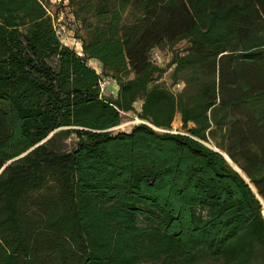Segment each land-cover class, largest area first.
I'll list each match as a JSON object with an SVG mask.
<instances>
[{"label":"trees","instance_id":"obj_1","mask_svg":"<svg viewBox=\"0 0 264 264\" xmlns=\"http://www.w3.org/2000/svg\"><path fill=\"white\" fill-rule=\"evenodd\" d=\"M50 6L0 0V264H264V0Z\"/></svg>","mask_w":264,"mask_h":264},{"label":"rangeland","instance_id":"obj_2","mask_svg":"<svg viewBox=\"0 0 264 264\" xmlns=\"http://www.w3.org/2000/svg\"><path fill=\"white\" fill-rule=\"evenodd\" d=\"M57 2L58 0H50L51 6L49 7V13L51 15H54L55 17V25L58 29L57 31L60 36V39L62 40L64 44L71 47L76 52L80 53V41L75 37V31H74L75 25L72 24L70 20L64 17L63 10H60L61 8H58L59 12H57L56 14L53 13L56 10V7L54 6V4H56ZM186 46H187L186 43L181 42L178 45L174 46L173 48H168V47L160 48V49L155 48L150 53V59L152 62H154L160 67H167V64L170 62L172 55L176 51L183 52ZM87 64L90 67L94 68L96 72L100 75V81L105 82L103 89L100 90L101 94L103 96L115 97L118 86L112 78L101 74L102 72L101 64L95 59L87 60ZM172 69L173 67H167L166 72L161 75L158 81L160 83H163L166 87H168L173 92H176L177 90L181 88L182 84L179 81H175V82L172 81L171 76H170ZM140 104H141L140 101L134 104L135 111L123 113L121 123L118 126L112 128L111 130L113 132L129 131L134 125L142 123V122L144 123V121L140 120L136 116V112L140 110ZM188 127H191V124H189ZM171 131L181 133V134H186L187 129L182 127V123L180 121V117L178 114L175 115L174 120L171 124ZM67 143H68V146H70L69 141ZM205 144L208 146L214 147L210 142H206ZM230 163L235 168H237L231 161ZM262 213L264 215V206H263ZM141 264H149V263H141ZM202 264H206V263H202Z\"/></svg>","mask_w":264,"mask_h":264},{"label":"water","instance_id":"obj_3","mask_svg":"<svg viewBox=\"0 0 264 264\" xmlns=\"http://www.w3.org/2000/svg\"><path fill=\"white\" fill-rule=\"evenodd\" d=\"M143 123V122H142ZM206 145V144H205ZM206 146H208V145H206ZM208 147H210V148H212L213 150H215L216 152H218L219 154H221L223 157H224V159L229 163V165L234 169V170H236L246 181H247V179H246V177H245V175L240 171V170H237V168H235L231 163H230V159L228 158V156L225 154V153H223L222 151H220L219 149H217L216 147H211V146H208ZM230 160V161H229ZM232 162V161H231ZM2 170V169H1ZM1 170H0V172H1ZM248 182V181H247ZM250 187H251V189L255 192V194L257 195V193H256V191H255V189H254V187L252 186V185H250ZM258 196V195H257ZM261 213H262V211H261ZM262 215H263V213H262ZM264 217V216H263Z\"/></svg>","mask_w":264,"mask_h":264},{"label":"built area","instance_id":"obj_4","mask_svg":"<svg viewBox=\"0 0 264 264\" xmlns=\"http://www.w3.org/2000/svg\"><path fill=\"white\" fill-rule=\"evenodd\" d=\"M104 84H105V82H104V81H103V82L99 81V87H100V90H102V89H103V86H104Z\"/></svg>","mask_w":264,"mask_h":264},{"label":"bare ground","instance_id":"obj_5","mask_svg":"<svg viewBox=\"0 0 264 264\" xmlns=\"http://www.w3.org/2000/svg\"><path fill=\"white\" fill-rule=\"evenodd\" d=\"M239 170V169H238ZM264 206V205H263Z\"/></svg>","mask_w":264,"mask_h":264}]
</instances>
